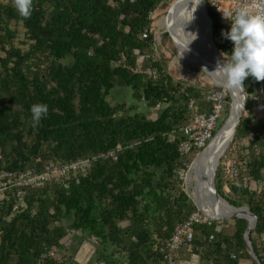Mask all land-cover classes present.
Segmentation results:
<instances>
[{
	"label": "trees",
	"instance_id": "obj_1",
	"mask_svg": "<svg viewBox=\"0 0 264 264\" xmlns=\"http://www.w3.org/2000/svg\"><path fill=\"white\" fill-rule=\"evenodd\" d=\"M163 3L33 0L25 19L13 0L0 1V166L42 171L50 162L92 159L78 183L46 182L26 192L22 211L11 212L14 195L0 208V264H75L73 254H48L64 247L70 231L94 239L96 263L166 264L159 246L196 210L179 171L200 150L181 155L177 148L186 138L184 126L194 114L210 112L212 103L202 88L175 80L153 56L151 14ZM206 10L214 43L221 54L230 53L218 40L221 19L207 4ZM244 84V113L233 138L252 133V140L238 160H232L234 144L225 150L214 183L229 204L246 205L256 215L248 237L264 264V81L249 77ZM117 87L130 88L135 103L108 102ZM35 103L49 109L37 126L30 112ZM139 103L156 118L139 111ZM259 106L262 117L255 120ZM110 152L115 159L106 156ZM229 160L238 167L235 180L228 178ZM252 181L259 187L251 188ZM231 221L195 225L177 258L184 252L181 257L195 254L200 264H254L243 240L248 221ZM81 236L72 247L78 249Z\"/></svg>",
	"mask_w": 264,
	"mask_h": 264
},
{
	"label": "built area",
	"instance_id": "obj_2",
	"mask_svg": "<svg viewBox=\"0 0 264 264\" xmlns=\"http://www.w3.org/2000/svg\"><path fill=\"white\" fill-rule=\"evenodd\" d=\"M206 4L221 19L222 26L219 33V42L229 44L232 50L233 44L230 40L225 39L221 32L230 29V22L223 18V13L232 16L239 7H247L253 14H264V0H204ZM223 12V13H222ZM150 73V72H149ZM207 93L205 99L212 103V109L208 113H196L192 116L191 121L183 128L185 139L181 140L178 150L181 155L188 154L192 149H198L200 152L207 147L214 139L215 131L224 111L226 92ZM156 105L155 108H158ZM154 111V110H153ZM116 156L110 152L106 156ZM92 159H79L62 164L52 162L45 165L42 171L34 169L25 170H8L0 166V208L7 203L11 196L14 195V202L11 206V212H20L26 207L24 196L28 190L42 187L46 182L61 181L64 187H68L72 181L76 183L84 177L90 167ZM228 178L235 180L238 176V167L231 160L226 163ZM255 188V187H253ZM214 221L220 223L219 219L210 218L204 212L199 210L192 211L186 219L174 227L172 235L158 248V252L166 264H178L176 260L177 252L193 238V227L195 225H211ZM216 229L220 227L215 225ZM212 239V236H210ZM49 256H54L55 250L50 249ZM188 264H200L198 256L192 254Z\"/></svg>",
	"mask_w": 264,
	"mask_h": 264
},
{
	"label": "rangeland",
	"instance_id": "obj_3",
	"mask_svg": "<svg viewBox=\"0 0 264 264\" xmlns=\"http://www.w3.org/2000/svg\"><path fill=\"white\" fill-rule=\"evenodd\" d=\"M1 2H7V0H0ZM172 2V0H164V3L162 6L158 7L154 12L151 14V19L152 23L151 25V31L154 35V51H153V56L155 59H158L160 61H163L164 64L166 65V71L168 74H170L175 80L181 81L185 84H192L197 86L198 88H202L203 92L205 94L207 93H223L222 91L228 90L227 88L225 89L223 86L218 85L216 81H218L217 76L215 75L214 72H210L209 68L205 65L198 64L192 59H190L185 53L181 51L179 54V49L176 50L170 36H164V33H167L165 28L161 25V20L166 14V10L168 9V5ZM174 36H176L179 40L178 35L174 32L171 31ZM142 61V56H139L137 59L138 63H141ZM139 67V66H138ZM146 72L149 73L150 70L146 69ZM225 89V90H224ZM226 95L225 96V105H224V111L222 112V117L220 121V125L218 124L217 131L219 128L224 124L225 120L228 118L230 114V99L228 97V91H225ZM227 97V101H226ZM107 100L110 103H115L116 101H125L127 104L135 103V100L132 95V91L130 88H121L117 87L113 89L110 94L107 96ZM229 101V102H228ZM229 105V108L227 112L225 113V107ZM262 106L255 107L253 109V115L255 116V120H259L262 117ZM146 113L147 117L150 119H155L157 116L156 111H153L151 109H145L143 103H139V111H142ZM244 113V111H243ZM216 131V132H217ZM252 133H249L243 138H240L239 140H234L228 142L229 146H232L234 144L235 150H234V157L232 160H238L242 153L244 152V148H246L252 140ZM234 137V136H233ZM229 146L224 150L228 149ZM205 149V148H204ZM203 150V149H202ZM202 152V151H201ZM199 152V153H201ZM223 152V151H222ZM221 152V153H222ZM223 152V154H224ZM198 153V154H199ZM219 156V160L222 159V156ZM197 156V155H196ZM229 160L228 162H230ZM227 162V163H228ZM218 166V165H217ZM189 167V166H188ZM188 169V168H187ZM187 170L185 172L179 171V177L182 178L183 183V189L187 192L188 196L192 200L193 204L196 206V210L200 209V206L196 204L195 200L193 199L191 195V188L188 187L186 184L185 176H186ZM257 184H255L253 181L250 183V187H256ZM259 185H257L256 188H258ZM246 206V205H244ZM202 209H200L201 211ZM231 216V215H230ZM227 219H219L222 221H226V223H230L231 218ZM211 218H217V217H211ZM126 222L123 221L120 223V225H125ZM82 233L80 231H70L63 239L62 243L64 244V247L60 250H58L54 255H56L57 259L60 258H65V255L73 254L71 255L73 260L75 261V264H86L89 262H93L92 264H102V263H96L93 261V252L96 249V242L94 239L90 236L84 237V234L82 235L83 241L81 244H79L78 249L75 247H72L73 244H75L77 241L80 240V236ZM81 236V237H82ZM260 245L264 247V236L262 238H259ZM85 246L83 249L82 247ZM183 251V250H182ZM184 254L180 252L179 257H181ZM249 261V259H247Z\"/></svg>",
	"mask_w": 264,
	"mask_h": 264
},
{
	"label": "bare ground",
	"instance_id": "obj_4",
	"mask_svg": "<svg viewBox=\"0 0 264 264\" xmlns=\"http://www.w3.org/2000/svg\"><path fill=\"white\" fill-rule=\"evenodd\" d=\"M174 2L168 5L169 6ZM201 0H175V7L168 18L165 16L161 20V25L167 31H174L181 42H179V54L182 51L183 46L188 44L191 39L192 47L198 48L203 46L202 26L200 24L199 3ZM168 10V9H167ZM166 10V12H167ZM193 17V18H192ZM189 44V45H190ZM190 59L198 64L207 66L211 71L216 68L207 65L205 61L198 57V53L195 51H183ZM218 78L216 83L223 86V77L214 72ZM224 87V86H223ZM226 89V87H224ZM224 89V90H225ZM228 91V90H225ZM233 97L231 103V110L222 130L216 135L210 144L202 150L189 165L185 176L186 184L191 188V195L196 204L200 206L201 212L207 214L208 217L224 218L237 212H241L244 209H235L229 206L221 198H216L213 195L212 190L209 187V178L211 170L216 163V160L220 156L223 149H225L228 142H230V127L236 117V114L240 107V91L230 92ZM209 173V176H208ZM245 212V211H244Z\"/></svg>",
	"mask_w": 264,
	"mask_h": 264
},
{
	"label": "clouds",
	"instance_id": "obj_5",
	"mask_svg": "<svg viewBox=\"0 0 264 264\" xmlns=\"http://www.w3.org/2000/svg\"><path fill=\"white\" fill-rule=\"evenodd\" d=\"M13 6L21 17L28 19L32 14L33 0H13ZM223 18L230 22V29L222 30L221 35L230 40L233 47L230 53H222L223 60H218L216 69L211 72L223 77V86L229 92H244L246 78L264 81V14H253L242 6L232 16L223 13ZM194 39L182 48V52L189 50ZM30 112L32 124L37 126L48 116V105L35 103Z\"/></svg>",
	"mask_w": 264,
	"mask_h": 264
},
{
	"label": "water",
	"instance_id": "obj_6",
	"mask_svg": "<svg viewBox=\"0 0 264 264\" xmlns=\"http://www.w3.org/2000/svg\"><path fill=\"white\" fill-rule=\"evenodd\" d=\"M175 0L174 2L169 6L167 12H166V18H168L169 14L172 13L174 7H175ZM199 13H200V25L202 26V35H203V46H199L198 48H194L192 47L190 44L188 46L189 51H195L198 53V57L205 61V63H207V65H210L214 68H216L217 66V61L218 60H223V56L220 52V50L218 49V47L216 46V44L214 43L213 39H212V30H211V26H212V20L209 17L207 10H206V6L204 3V0H201V2L199 3ZM167 31V30H166ZM168 35L170 36L176 50L179 49V42H181L180 40H178V38L176 36H174V34L171 33V31H167ZM187 45L185 44L183 47H186ZM245 89V88H244ZM228 97L230 99V109H231V103L233 101V97L232 94L229 92L228 90ZM245 108V93L241 92L240 95V107L239 110L236 114V117L230 127V141H232L233 136L235 134V130H236V126L240 121V118L243 114ZM226 122V120H225ZM224 122V124H225ZM224 124L219 128V130L215 133L214 138L216 137V135L222 130ZM227 147L229 146V144L227 143L226 145ZM226 147V148H227ZM224 152V150H223ZM223 152L221 153V155L223 154ZM198 155V154H197ZM220 155V156H221ZM219 159V157H218ZM218 159L216 160V163L214 164L211 173H210V178L209 180V187L212 190L213 195L216 196V198H221L222 200H224L229 206L235 208V209H244L241 212H237L235 214H232L230 217H241V218H245L248 221L247 227L243 232V240L246 246V250L251 258V260L254 262V264H261L259 257L257 256V254L254 252L251 241L249 240L248 234L250 232L251 229L254 228L255 224H256V215L252 213V211L250 210V208L248 206H234L229 204L228 201H226L223 197L220 196V194L217 192L216 187H215V183H214V178H215V171L217 169V165H218ZM194 161V160H193ZM192 161V162H193ZM191 162V163H192ZM191 165V164H190ZM209 176V173H208ZM245 211V212H244ZM229 217H220V218H214V219H227Z\"/></svg>",
	"mask_w": 264,
	"mask_h": 264
},
{
	"label": "crops",
	"instance_id": "obj_7",
	"mask_svg": "<svg viewBox=\"0 0 264 264\" xmlns=\"http://www.w3.org/2000/svg\"><path fill=\"white\" fill-rule=\"evenodd\" d=\"M84 247H85V246H83L82 249H83ZM176 260H177V263H178V264H188V261H189L190 259H187V257H179V258H177V255H176ZM241 262L244 263V264H249V261H248V260H245V259L241 260Z\"/></svg>",
	"mask_w": 264,
	"mask_h": 264
}]
</instances>
